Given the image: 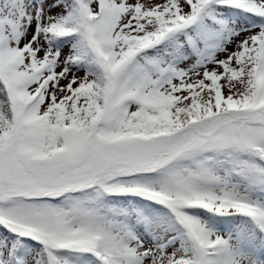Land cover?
<instances>
[{"label": "snow or ice", "instance_id": "obj_1", "mask_svg": "<svg viewBox=\"0 0 264 264\" xmlns=\"http://www.w3.org/2000/svg\"><path fill=\"white\" fill-rule=\"evenodd\" d=\"M0 264H264V0H0Z\"/></svg>", "mask_w": 264, "mask_h": 264}]
</instances>
